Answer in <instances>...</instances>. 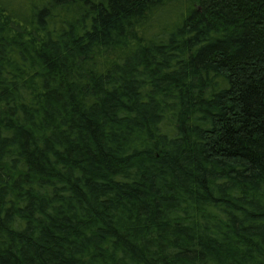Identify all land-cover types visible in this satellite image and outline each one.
I'll use <instances>...</instances> for the list:
<instances>
[{
	"label": "trees",
	"instance_id": "1",
	"mask_svg": "<svg viewBox=\"0 0 264 264\" xmlns=\"http://www.w3.org/2000/svg\"><path fill=\"white\" fill-rule=\"evenodd\" d=\"M22 1L0 264H264V0Z\"/></svg>",
	"mask_w": 264,
	"mask_h": 264
},
{
	"label": "rangeland",
	"instance_id": "2",
	"mask_svg": "<svg viewBox=\"0 0 264 264\" xmlns=\"http://www.w3.org/2000/svg\"><path fill=\"white\" fill-rule=\"evenodd\" d=\"M22 1V0H21ZM23 2V1H22ZM22 7L24 6L21 2L19 3Z\"/></svg>",
	"mask_w": 264,
	"mask_h": 264
}]
</instances>
